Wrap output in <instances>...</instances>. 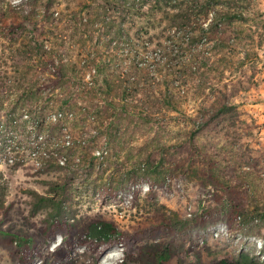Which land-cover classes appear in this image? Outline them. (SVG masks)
<instances>
[{
  "label": "rangeland",
  "instance_id": "rangeland-1",
  "mask_svg": "<svg viewBox=\"0 0 264 264\" xmlns=\"http://www.w3.org/2000/svg\"><path fill=\"white\" fill-rule=\"evenodd\" d=\"M124 1L0 0L3 8L10 6L16 12L0 22V71L7 72L6 78L18 81L16 72L28 69L30 81L39 77V65L34 67L35 63L16 54L19 41L14 42L7 28L14 21L23 22L21 13H31L30 23L23 22L24 28L18 32L20 41L26 42L36 26L34 38L47 56H54V65L74 66L71 69L88 85L96 82L104 87L112 74L137 73V84L131 86L133 95L121 101L117 90L112 92V100L132 113L147 110L152 119L145 123L125 113L116 114L110 117L108 129H98L96 123L84 119L86 110L97 119L94 105L75 86L68 89L74 101L70 108H61L56 100L68 91L56 90L49 103H42L49 96L44 93L37 100L24 99L14 112L12 106L0 111V202L12 208L7 216L0 213V264H13L5 250L10 240L6 233L29 235L40 226L45 213L29 216L27 191L50 194L44 181L65 185L68 212L64 216L72 220L102 218L113 221L120 230L132 231L175 213L178 219L173 222L177 223L156 237V241H173L175 256L170 264H210L240 254L264 264V0H243L241 18L225 27L231 45L214 49L215 40L202 41L204 46L197 55L202 64L192 72L182 67L191 52L185 45L180 51L179 42L166 37L167 23L159 22L163 12L150 13L153 0L142 11L137 3L130 5L132 0ZM127 8L131 14L124 12ZM211 19L212 13L203 26ZM109 22L113 33L122 27L137 40L140 36L156 40L161 34L164 39L160 44L153 40L146 53L140 54L136 62L142 63L137 69L135 55L127 46L106 42ZM231 52L230 62L227 58L228 63L222 61ZM90 60L100 63L103 72L97 74ZM83 63L90 68L82 67ZM36 104H42L37 108L44 109L46 126L48 118L57 113L70 112L74 118L37 134L36 121L26 122L19 114L20 109ZM224 107L228 110L222 112ZM66 141L88 147L78 148L72 156L65 150L61 155L71 161L66 168L40 173L34 149L43 148L47 153L53 145H68ZM17 153L26 159L14 167L8 158L13 161ZM89 157L92 165H88ZM59 159L61 165L65 158ZM145 159L158 167L143 172L140 163ZM207 177L213 179V185L206 184ZM63 237L64 232L59 231L29 245L30 252L36 248L30 264H40L39 259ZM18 239L13 246L19 245ZM122 250L116 244L94 259L87 248L75 247L69 264H100L106 253L111 264H129L118 258L123 256Z\"/></svg>",
  "mask_w": 264,
  "mask_h": 264
},
{
  "label": "trees",
  "instance_id": "trees-1",
  "mask_svg": "<svg viewBox=\"0 0 264 264\" xmlns=\"http://www.w3.org/2000/svg\"><path fill=\"white\" fill-rule=\"evenodd\" d=\"M128 1L129 0H126L124 2ZM149 1L150 0H132L130 5L133 7L137 3L139 10L142 11L145 4ZM153 4L154 5L151 6L150 9L151 14L163 12V19L161 18L159 22L160 24L164 21L167 23V26L164 28V31L168 33L166 37H168L169 40L173 39L172 41H178L180 44L178 45L180 51H184L186 47L187 50L191 52L189 57L185 59V66H182L188 68L189 71L193 69L198 71L200 69L202 60L198 58L197 55L204 46L202 41L207 44V42L215 40L212 47L214 49L218 48L223 50L224 47H229L231 45L228 42L229 34L227 35L225 27H229L233 22L239 20L241 18V11L239 9L245 8L243 7V0H153ZM124 12L126 14H131L130 8L124 9ZM8 13L16 14L13 7L9 6L3 8L0 3V22L3 23ZM143 13L146 14L145 11ZM210 13H212V19L210 23L204 27V20H207V15ZM47 14L48 12L46 11L43 16H47ZM144 14H142V16H146ZM31 15V13H27V15L21 13L22 19L20 21L30 23ZM73 20H75V18H73ZM15 22L16 21L7 24V28H9L14 42L17 43L19 41V46L15 49V52L19 54V56H23L22 60L35 63L34 67L39 65L40 68L37 69H40V72L38 73L39 77L35 75L33 76L34 79L30 81L28 75L31 71L29 69L23 72L17 71L16 73H18L17 76L19 80L10 81L5 77L8 76L6 74L7 72L4 71L2 75L0 71V111L6 109L8 106H12L10 111L14 112L16 107L24 99L34 97V99L37 100L44 93L49 96L43 99L42 103H49L56 96L54 95L56 90H60V92L66 90L67 92L68 89L75 86L76 92L78 91L83 93L84 96H89V104L94 105L95 110H93V113L97 116V119L87 110L84 112V119L87 118L85 121L96 123L98 129L101 128L103 131L108 129L112 124L110 117L114 118L116 114L121 115L122 113L129 115L131 118L137 117L145 123H150L152 121L151 114H149L147 110L141 113H132L126 110L124 105H119L112 100V92H116L117 90H119L118 95H120L121 101L133 95L134 88L131 86L134 87L135 84H137L139 77L137 73L132 75L128 70V72H121L119 75L112 74L110 76V81L105 79L104 87L99 86L96 82L88 85L83 81L84 79L81 78V76L74 73L75 69H71L75 68L74 66L68 69L65 64L60 66L54 65L56 61L54 56H47L46 52L42 51V44L38 39L34 38L35 33L38 32L36 26H33V35L27 39L26 42H23V40L20 41V34L18 32L24 28L23 22ZM111 24L112 22L106 24L108 30H111L106 42H119L127 46L129 48L128 51L135 55V62H138L137 59L141 58L140 54H143V52L146 53L152 45V41L155 40L153 37H148V40H145L141 36L140 40L139 37L137 40V37L132 38L127 36L122 27L113 33L114 29ZM163 39L164 36L161 34L155 41L160 44L159 41ZM137 46L142 48V52L136 50ZM233 55L234 53L232 52L227 53L222 61L225 60L227 62L228 59V62H230ZM221 56L222 54H220V57ZM137 62L133 64L136 66L135 68L138 69V65L142 62ZM90 63L93 64L92 68L97 74L103 72L104 68L100 63H97L95 60H90L89 64ZM239 64L242 65L243 62L239 61ZM82 67L90 68L85 63H83ZM71 98L72 96L68 91L62 99L56 100L60 101L59 105L61 108H70V105L74 103ZM41 105L36 104L34 107L28 106L30 107L29 109L22 108L19 113L21 117H27L26 122H30L31 120L34 122L36 121L37 125L35 130L38 131L37 134L42 131V128L73 120L74 118L72 113L68 112V115H61V117L57 118L55 121L48 118V126H46L44 109L39 108L38 110L37 108V106L40 107ZM80 110L83 109L80 108ZM220 110L223 112L228 109L224 107ZM74 142L66 145L67 147L64 144V146L59 144L53 145L47 153L43 152V148L34 149L35 151L32 152V155H34L35 161H37L39 165L38 171L43 174L66 168L71 161L64 157L66 154H63L64 156L61 155L65 150L69 149V155L72 156L71 152L74 153L78 148L87 149L88 147L82 146L81 148L79 143L76 144ZM73 144L75 145L71 146ZM10 151L13 152L14 149L11 148ZM18 154L19 153L16 154L17 158L13 159V161L8 158V160L13 163L14 167L21 166L25 163V155ZM59 158H65L61 165V160ZM92 160V157L87 158L88 165H92ZM140 166L145 173H149L151 170L158 167V165L151 164L148 159L143 160ZM207 179L206 184L213 185V179L209 177H207ZM44 183L48 185V192L50 193L48 195H40L32 190L27 191L28 196L31 198L28 210L29 216L35 217L40 212L45 213L40 226L29 235L18 231L6 233L10 240H8V245L5 247V250L12 258L13 264H30L35 258L36 248L30 252L27 250L29 245H34L39 241L52 238L59 231L64 232L61 243L52 249L46 257L39 259L40 264H69L70 254L75 247L87 248L92 253L93 258L98 259L108 248L116 244L123 247V258L121 263L170 264L175 256L173 241H156V237L162 233L163 229L167 227L171 228V224L177 223L173 222V220L178 219L175 213H172L171 216L162 215L163 217L156 223L150 224L149 226H137L133 228L132 231L120 230L113 221L102 218L85 217L81 220H75L74 217L72 220L64 216L68 212V206L65 204L67 201V189L65 185L50 181H44ZM11 209V205H3L2 201L0 202V213L2 215L7 216ZM234 211H236V208H234ZM178 223L181 222L178 221ZM17 238H20L18 239L20 243L19 245L13 246V241ZM210 264L260 263L245 254H240L239 257L235 259L221 258Z\"/></svg>",
  "mask_w": 264,
  "mask_h": 264
},
{
  "label": "bare ground",
  "instance_id": "bare-ground-1",
  "mask_svg": "<svg viewBox=\"0 0 264 264\" xmlns=\"http://www.w3.org/2000/svg\"><path fill=\"white\" fill-rule=\"evenodd\" d=\"M111 256H113L114 258L116 257L115 254H112ZM110 258H111V257H110V254H109V253H106V255L103 256L102 261H101L100 264H111V263L108 262L109 260L111 261ZM118 258H123V256H122V257H118ZM112 259H113V258H112ZM117 260H118V259H116V261H117ZM106 262H107V263H106ZM117 262H118V261H117ZM115 264H116V262H115Z\"/></svg>",
  "mask_w": 264,
  "mask_h": 264
},
{
  "label": "built area",
  "instance_id": "built-area-1",
  "mask_svg": "<svg viewBox=\"0 0 264 264\" xmlns=\"http://www.w3.org/2000/svg\"><path fill=\"white\" fill-rule=\"evenodd\" d=\"M23 117H25V118L27 119L26 116H23ZM59 117H61V114H60V113H57V114L51 116L50 120L55 121V120H56L57 118H59ZM66 144H69V142L66 141Z\"/></svg>",
  "mask_w": 264,
  "mask_h": 264
}]
</instances>
